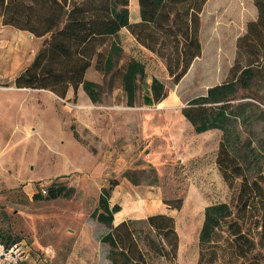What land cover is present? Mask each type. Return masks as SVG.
I'll return each instance as SVG.
<instances>
[{"label": "rangeland", "instance_id": "374dc122", "mask_svg": "<svg viewBox=\"0 0 264 264\" xmlns=\"http://www.w3.org/2000/svg\"><path fill=\"white\" fill-rule=\"evenodd\" d=\"M130 11H134L132 5ZM255 18L252 0H210L201 15L202 57L178 85L168 77L165 65L138 50L135 40L123 31L118 40L124 52L148 63L147 78L134 107L126 105V97L112 75L103 77L95 70H90L87 78L102 88L98 105L90 104L87 97L84 102L78 98L75 101L72 91L61 100L45 91L19 90L14 86L18 76L0 72V92H22L0 99L1 108L8 111L0 117L5 122L0 129V170L6 164H13L18 171L28 166L24 174L28 179L23 181L19 175L18 180L9 181L8 174H0V233L4 235L0 264H110L108 247L101 243L110 229L92 219V214L98 208L102 190L114 183L117 186L110 202L120 206L121 211L115 215L113 226L126 220L145 222L150 216L166 215L174 221L178 247L171 262H158L200 264L199 233L205 209L230 202L241 179L230 188L219 169L222 133L196 134L181 110L192 99L229 80L237 40ZM41 45L42 40L4 27L0 19L3 69H26ZM154 77L164 82L167 90L166 99L158 104L148 101ZM239 96L246 97L239 103L252 105L247 109L251 118L238 123L237 128L239 144L245 146L242 154L255 178L257 174L264 175V70L252 91L240 92ZM49 97L59 118L57 130L49 110L34 108L41 104L40 100L48 106ZM24 98L26 110H33L32 114L16 112V101ZM25 125L34 129V138L17 147L20 135H11L12 131ZM73 129L78 143L94 158L91 171H74L86 157L72 139ZM253 148H257L255 153ZM61 171L74 172L52 178ZM53 184L64 186L68 197L37 198ZM136 206L138 210L133 209ZM252 231L256 247L247 260L230 253L215 264H250L252 260L264 264L260 230ZM8 237L16 244L6 249Z\"/></svg>", "mask_w": 264, "mask_h": 264}, {"label": "trees", "instance_id": "16d2710c", "mask_svg": "<svg viewBox=\"0 0 264 264\" xmlns=\"http://www.w3.org/2000/svg\"><path fill=\"white\" fill-rule=\"evenodd\" d=\"M209 1L138 0L140 22L132 23L131 0H0L4 27L42 40L32 63L18 75L14 86L49 92L61 100L72 91L75 101L82 89L98 105L102 88L86 78L93 68L103 77L112 75L126 97V105L134 107L147 78V62L124 52L118 40L120 33L127 30L139 47L163 62L168 77L178 85L202 57L201 15ZM252 1L256 18L247 23L245 33L237 40L229 80L192 99L181 110L196 134L222 133L219 169L230 188L241 179L230 202L205 209L199 233L200 264H215L230 253L247 260L256 247L252 228L260 230V244L264 245V175L251 177L237 128L238 123L249 121L247 109L252 106L239 103L246 98L239 93H250L264 70V0ZM166 97L165 83L154 78L148 101L158 104ZM72 131L77 140V133ZM252 151L255 153L257 148ZM116 186L114 183L102 190L98 208L92 214V219L110 229L101 238L108 247L107 260L110 264L171 262L178 247L173 219L153 215L145 222L126 220L113 226L115 215L121 211L120 206L110 202ZM63 197H68L66 188L59 184L51 185L46 196H37L45 200ZM3 237L0 233V241ZM7 240L6 249L16 244L9 237Z\"/></svg>", "mask_w": 264, "mask_h": 264}, {"label": "crops", "instance_id": "0c3cea01", "mask_svg": "<svg viewBox=\"0 0 264 264\" xmlns=\"http://www.w3.org/2000/svg\"><path fill=\"white\" fill-rule=\"evenodd\" d=\"M130 5H132V7H133V9H134V11H130L131 12V22L132 23H138V22H140V7H139V3H138V0H131V3H130ZM123 31H126L127 33H128V31L127 30H123ZM122 31V32H123ZM121 32V33H122ZM120 33V34H121ZM129 34V33H128ZM130 35V34H129ZM131 36V35H130ZM136 43V42H135ZM136 46L139 48L138 50H140V51H142V52H144L145 54H147V55H149L153 60H155L156 62H159V63H162L163 65H164V63L163 62H161V61H159V60H157L156 58H154L152 55H150L148 52H146L143 48H141V47H139L138 45H137V43H136ZM139 51V52H140ZM131 53V52H130ZM148 64V63H147ZM25 70V68L23 67V68H16V69H14L12 72H9L8 71V69H3L1 66H0V72H3V74H4V76L6 75V76H10V75H12L13 76V78L15 77V76H18L22 71H24ZM90 70H94L93 68L92 69H90ZM89 70V71H90ZM89 73V72H88ZM88 75V74H87ZM87 78V77H86ZM155 78V77H154ZM154 78H152V81H153V79ZM87 80L88 81H91V82H94V81H92V80H90V79H88L87 78ZM94 83H97L98 84V82H94ZM4 91H6V92H10V91H7V90H4ZM12 94H9V93H4V92H0V99L2 98H5V97H9L10 95H12L13 97H15V95L16 94H19V93H22V92H11ZM33 94V93H32ZM40 95V94H39ZM70 95V93L68 94V96ZM67 96V97H68ZM86 94L84 93V91L81 89L79 92H78V99H80V100H82L83 102L85 101V99H86ZM57 98V97H56ZM88 98V97H87ZM57 99H59V98H57ZM89 99V98H88ZM25 100H26V98H24V100H18V101H16V103H17V110H16V112L17 113H19V112H25L26 114H32V111L33 110H31L30 111V113H28L27 112V110H26V106H27V104H26V102H25ZM49 105L48 106H44V104L42 103V101L40 100V102H41V104L40 105H35V107L34 108H36V107H38L39 109H44V107H45V110H49L50 111V113H51V116L52 117H54V119H55V121H56V130H57V128H58V123H59V118H58V116L54 113V110H53V108H52V106H53V99L52 98H50L49 97ZM24 102V103H23ZM89 103L90 104H93L90 100H89ZM8 113V111L4 108V106L1 108V104H0V117H2V116H6V114ZM4 124H5V122H4V120H2V119H0V129H3V127L2 126H4ZM29 130H31V133H29ZM1 131V130H0ZM23 131V132H22ZM71 131V133H72V139L74 140V142H75V144L76 145H78L79 147H81L83 150H84V152L82 153V155H83V157L85 158L86 157V160L84 159L83 160V164H81V165H76L75 166V169H74V171H76V172H78V171H84V170H87V171H91L90 170V166L92 165V162H93V160L92 159H94V158H92V155L89 153L90 152V150L89 151H86L85 150V147H82L79 143H78V141L75 139V137H74V133H73V131L72 130H70ZM18 133L20 136H18V138L16 139V142H15V144H16V146L17 147H21V146H23L24 144H25V142H28L30 139H33L34 138V129L31 127V126H24L23 127V129H20V127L19 126H16L15 128H14V130L12 131V134L11 135H14L15 133ZM0 133H2V131L0 132ZM36 144V143H35ZM47 144H49V143H47ZM89 168V169H88ZM27 169H28V166H26V167H24V168H22L20 171H18V169H17V167L16 166H14L13 164H6V165H4V167L0 170V174L1 175H4V174H8V178H7V180H9V181H11V180H18V177H16V175H19V176H21L20 177V179L19 180H26V179H28L27 177H28V175H24V174H27L26 172H27ZM74 171H61V172H59L55 177H52V178H57L58 176H61V175H63V174H66V173H71V172H74ZM23 176V177H22ZM52 178H49V179H52ZM47 180V179H46ZM35 181H37V180H35ZM116 225H118V224H116Z\"/></svg>", "mask_w": 264, "mask_h": 264}, {"label": "bare ground", "instance_id": "6f19581e", "mask_svg": "<svg viewBox=\"0 0 264 264\" xmlns=\"http://www.w3.org/2000/svg\"><path fill=\"white\" fill-rule=\"evenodd\" d=\"M22 35V34H21ZM20 36V35H19ZM23 38H25V37H23ZM21 40V39H20ZM25 44V43H24ZM17 55H18V53H17ZM16 59V58H15ZM146 208V207H145ZM133 209L134 210H138V207L136 206V207H133ZM129 212H127V214H128Z\"/></svg>", "mask_w": 264, "mask_h": 264}, {"label": "built area", "instance_id": "2783aa9c", "mask_svg": "<svg viewBox=\"0 0 264 264\" xmlns=\"http://www.w3.org/2000/svg\"><path fill=\"white\" fill-rule=\"evenodd\" d=\"M42 195H46V190H42Z\"/></svg>", "mask_w": 264, "mask_h": 264}, {"label": "water", "instance_id": "95a60500", "mask_svg": "<svg viewBox=\"0 0 264 264\" xmlns=\"http://www.w3.org/2000/svg\"><path fill=\"white\" fill-rule=\"evenodd\" d=\"M31 38H33V36H31Z\"/></svg>", "mask_w": 264, "mask_h": 264}]
</instances>
